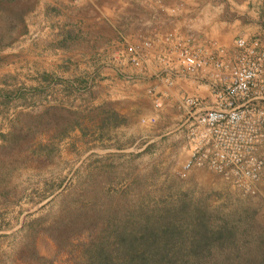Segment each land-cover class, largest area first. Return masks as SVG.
Wrapping results in <instances>:
<instances>
[{"label":"crops","instance_id":"0c3cea01","mask_svg":"<svg viewBox=\"0 0 264 264\" xmlns=\"http://www.w3.org/2000/svg\"><path fill=\"white\" fill-rule=\"evenodd\" d=\"M33 9L19 41L0 50V133L29 105H51L56 91L73 109L172 106L181 93H204L180 72L176 43L264 41L262 0H35Z\"/></svg>","mask_w":264,"mask_h":264},{"label":"rangeland","instance_id":"374dc122","mask_svg":"<svg viewBox=\"0 0 264 264\" xmlns=\"http://www.w3.org/2000/svg\"><path fill=\"white\" fill-rule=\"evenodd\" d=\"M34 5L35 0H0V39L5 43L0 50L19 41ZM17 10L19 22L8 36L5 15ZM56 92L51 105L73 109L63 106L66 103L57 99ZM184 96L187 95L181 93L172 100V106L158 109L144 106L143 101L136 106L107 101L73 109L85 112L97 106L103 108L92 113L90 118L87 116L80 120L86 127L85 134L77 128L68 129L61 136L52 131V138L47 142L49 135L41 133L28 141L25 150L12 149L2 153L0 264H26L20 256L25 255L30 247L37 254L49 257L54 245L49 237L40 233L42 228L61 216L65 208L86 202L92 194L91 189L104 184V188L111 186L120 190L129 186L135 175H147L149 180L144 186L127 192L131 205L141 201L145 195L157 199L168 191L188 190L191 196L206 197L209 203L223 205L224 209L253 208L255 219L264 224V144L263 169L253 195H242L216 174L203 168H191L184 178L175 174V169L187 154L181 126L185 112L177 107ZM38 105H29V109L16 113L8 129L1 133H7L13 124H18L19 115L35 116L50 106L47 101ZM68 106L76 105L71 101ZM110 113L115 117V123L107 122V126L101 127L100 119ZM108 143L113 145L102 146ZM109 177L112 179L110 182ZM64 258L60 255L53 260V264H63Z\"/></svg>","mask_w":264,"mask_h":264},{"label":"trees","instance_id":"16d2710c","mask_svg":"<svg viewBox=\"0 0 264 264\" xmlns=\"http://www.w3.org/2000/svg\"><path fill=\"white\" fill-rule=\"evenodd\" d=\"M262 5L264 11V0ZM5 16L9 36L19 22V10ZM3 45L0 39V48ZM101 108L80 112L50 105L35 116L19 115V123L0 134V162L2 153L25 150L37 134H48L47 142L52 131L61 136L77 128L85 134L80 120ZM114 118L111 113L103 116L101 127L114 124ZM107 145L113 144L102 146ZM146 176L135 175L131 186L120 190L104 184L91 189L86 202L65 208L41 229L54 245L52 255L41 256L30 247L20 260L53 264L64 255L63 264H264V224L255 219L253 208L224 209L206 197L191 196L188 190L168 191L157 199L145 195L131 205L127 192L144 186Z\"/></svg>","mask_w":264,"mask_h":264},{"label":"built area","instance_id":"2783aa9c","mask_svg":"<svg viewBox=\"0 0 264 264\" xmlns=\"http://www.w3.org/2000/svg\"><path fill=\"white\" fill-rule=\"evenodd\" d=\"M174 49L180 71L204 88L179 101L187 154L175 174L184 178L191 168H203L242 195H253L263 169L262 37L236 36L228 49L186 41Z\"/></svg>","mask_w":264,"mask_h":264}]
</instances>
